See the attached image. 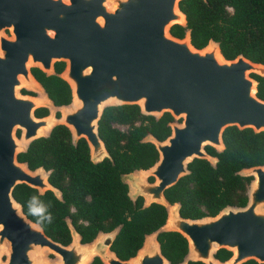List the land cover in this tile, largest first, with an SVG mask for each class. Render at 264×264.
<instances>
[{
  "label": "water",
  "instance_id": "water-1",
  "mask_svg": "<svg viewBox=\"0 0 264 264\" xmlns=\"http://www.w3.org/2000/svg\"><path fill=\"white\" fill-rule=\"evenodd\" d=\"M179 1L0 0V264H46L45 251L56 255L52 264H88L94 257L104 264H171L160 250V230L186 238L187 253L177 264H238L248 258L264 262V164L238 171L252 177L246 204L225 206L214 216L182 217L179 203L170 204L164 195L190 173L187 164L193 158L215 164L217 158L205 146L223 150L227 127L264 130V99L256 95L257 80L251 75L264 77V64L241 54L226 59L212 39L196 48L189 30L182 38L172 35L173 24L186 23ZM28 58L48 73L54 61L65 63L60 77L70 86L72 99L61 106L58 118L50 113L35 119L30 105L25 108L26 100L14 98L17 75L27 77ZM122 104H136L144 115L159 118L168 112L173 117L166 138L146 134L141 139L155 146L157 160L121 176L131 200L140 196L143 206L154 202L167 211L162 227L147 234L127 259L110 249L119 227L82 243L66 219L71 241L62 244L28 218L12 195L13 187L24 183L60 198L48 181L49 171L29 169L17 154L45 135L42 129L49 132L63 124L73 143L85 139L92 162L101 161L109 155L97 122L105 107ZM220 248L233 253L224 262L214 257Z\"/></svg>",
  "mask_w": 264,
  "mask_h": 264
},
{
  "label": "trees",
  "instance_id": "trees-1",
  "mask_svg": "<svg viewBox=\"0 0 264 264\" xmlns=\"http://www.w3.org/2000/svg\"><path fill=\"white\" fill-rule=\"evenodd\" d=\"M184 13V26L173 24L169 31L182 38L189 30L190 42L201 48L212 39L218 43L226 59L241 54L254 62L264 64V0H180ZM63 61L54 64L61 72ZM48 97L56 105L71 102L68 83L58 74L44 75L34 70ZM256 80V95L264 99V77L251 74ZM173 120L164 112L159 118L144 115L136 104L111 105L103 109L97 130L108 157L92 162L85 139L72 142L69 129L63 124L54 125L41 137L31 140L26 149L17 154V160L31 170L43 167L49 171L48 181L60 191V198L50 190L38 193L24 184H16L12 195L21 205L24 214H30L28 202L36 197L47 206L51 223H38L45 234L62 244L71 241L66 219H69L80 236V242H90L99 232L116 227L119 230L110 249L120 259L135 255L144 237L159 230L167 217L166 208L158 203L143 206L142 197L134 201L127 195L128 186L121 179L125 173L150 167L158 158L151 142L141 141L146 134L162 140L170 133L168 123ZM224 148L216 151L206 145V151L217 158L214 165L202 158H193L190 170L164 190L170 204L179 203V214L185 218L214 216L225 206H244L251 176L238 171L245 167L264 164V130L227 127L222 133ZM148 180H152L149 177ZM162 255L171 263H180L187 253V241L176 231L160 230L157 234ZM229 251L220 248L215 253L225 259ZM248 264H256L247 261ZM88 264H104L94 257ZM188 264H203L188 261Z\"/></svg>",
  "mask_w": 264,
  "mask_h": 264
},
{
  "label": "flooded vegetation",
  "instance_id": "flooded-vegetation-1",
  "mask_svg": "<svg viewBox=\"0 0 264 264\" xmlns=\"http://www.w3.org/2000/svg\"><path fill=\"white\" fill-rule=\"evenodd\" d=\"M57 61H54L52 64V72H47L45 68L41 66L39 62L32 61L31 58H28L26 61V70H27V77H25L22 73H19L17 75V80L14 82L13 86V93L15 95L16 100H26L25 102V108L27 109V104L30 105V115L35 119H40L43 117H46L48 114L51 113V109L49 107V104H51L53 107L57 108V110L54 111V116L58 118L60 116V111L58 110L61 106L65 105H56L52 102V100L48 97L47 92L42 85L41 81L37 78L35 75L34 70L41 71L44 75L48 74H55L54 64ZM65 66V63H64ZM64 69V67H63ZM61 72H58L56 74L60 75ZM18 98V99H17ZM42 99V100H41ZM68 105V104H67ZM42 129V131H44ZM21 130L18 128L16 129V134L20 135ZM46 135V134H45ZM44 136V135H42ZM41 137V136H40ZM38 138V137H37ZM225 249V248H224ZM227 250V249H226ZM229 251V255L225 259H219L218 257H214L218 259L220 262H224L227 259H229L232 256V251ZM252 260L256 264H264V262H259L258 260H255L253 258H248L243 260L242 262L238 264H248L247 261Z\"/></svg>",
  "mask_w": 264,
  "mask_h": 264
},
{
  "label": "clouds",
  "instance_id": "clouds-1",
  "mask_svg": "<svg viewBox=\"0 0 264 264\" xmlns=\"http://www.w3.org/2000/svg\"><path fill=\"white\" fill-rule=\"evenodd\" d=\"M30 214L36 216L38 223H51V214L47 212V206L43 205L38 201L36 197H31L28 202Z\"/></svg>",
  "mask_w": 264,
  "mask_h": 264
},
{
  "label": "rangeland",
  "instance_id": "rangeland-1",
  "mask_svg": "<svg viewBox=\"0 0 264 264\" xmlns=\"http://www.w3.org/2000/svg\"><path fill=\"white\" fill-rule=\"evenodd\" d=\"M2 33L5 35V36H8V37H11V33L9 31V29H3L2 30ZM42 100V99H41ZM49 107L51 109V113L54 114V111L57 110V108L53 107L51 104H49ZM61 113V110H62V107H60L58 109ZM177 122H180V119L177 120ZM44 134H47L48 131L47 130H44L43 131ZM15 135L17 138H19L20 135L16 134V130H15ZM42 257L44 258V260L46 261V264H52L54 263V261L56 260V255L52 254L51 252H48V251H45L43 254H42Z\"/></svg>",
  "mask_w": 264,
  "mask_h": 264
}]
</instances>
